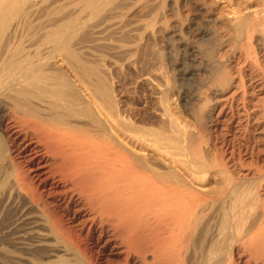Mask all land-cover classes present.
<instances>
[{
	"label": "bare ground",
	"instance_id": "bare-ground-1",
	"mask_svg": "<svg viewBox=\"0 0 264 264\" xmlns=\"http://www.w3.org/2000/svg\"><path fill=\"white\" fill-rule=\"evenodd\" d=\"M142 1L0 0V264H264V3Z\"/></svg>",
	"mask_w": 264,
	"mask_h": 264
},
{
	"label": "rangeland",
	"instance_id": "rangeland-1",
	"mask_svg": "<svg viewBox=\"0 0 264 264\" xmlns=\"http://www.w3.org/2000/svg\"><path fill=\"white\" fill-rule=\"evenodd\" d=\"M147 1L148 0H143L141 3H139V5L136 7L135 6V10H131V12H132V16H130L129 17V19H132L133 18V16H137V15H139L141 12H142V7H144V6H146V3H147ZM263 3H264V1L263 0H261ZM261 1H259V0H233V5H231V7L230 6H226L227 4H223V3H220L219 4V6H218V8H217V13L218 14H221V15H223V14H225V15H228L229 13V11L231 10V8H236V9H238V8H240V10L241 11H244V9H246L247 8V10L249 9V10H251V9H255V8H257V7H259V5H261ZM140 6V7H139ZM131 14V13H130ZM132 17V18H131ZM156 37H157V39H158V46H156V47H154L152 44H150L151 43V39H152V36H151V34L149 35V33L147 34V36L145 37V41H143V43H142V46L144 45V49L145 50H142V55L140 54L139 55V57L140 58H138V59H140V61L138 60V63H137V68H135V66L133 67V65H128V66H124V67H122V68H120L121 70V72L120 71H117V70H119V68H117V74L114 76L115 78H117V79H114L113 81H112V83H119V82H121V83H124L125 81H126V78H129V75H131V74H133V76L131 75L130 77H133V78H129L125 83V85H124V88L126 89V90H128L129 88V90L128 91H130L129 93L128 92H123V93H121V95L123 94V96H122V101H123V103H125V104H123V103H121L120 104V106H121V108L122 109H126L127 111H128V105H127V101H128V99L129 98H132L133 100H134V102L136 103V104H134L133 105V111L132 112H136V111H139V112H142V108H143V110H146L148 113H151V114H153V115H155V114H157L158 116H159V112H156V111H154V109L152 108L153 107V105L155 104V102H156V97H158V95L155 93L156 91H157V85H156V83H163V84H167L168 86H170V84H171V78H170V76L172 75V73H170V67H169V65L167 64V61L166 60H162V61H160V60H152V56L155 54L156 55V53H157V50H161V49H163V47H164V44H163V39H162V37H161V35L159 34V33H156ZM148 39V40H147ZM153 42V41H152ZM147 44V45H146ZM149 44H150V46H149ZM152 45V46H151ZM148 48H147V47ZM146 47V48H145ZM143 52H144V54H143ZM148 52H149V54L151 55V56H149V54H148ZM146 54V55H145ZM145 56V57H144ZM148 56V57H147ZM150 57V58H149ZM147 58V59H146ZM150 59V60H149ZM146 61H149L148 62V64L150 63H153V64H155L154 65V67L155 66H157L158 67V72L157 71H155V69H152V73H151V70H150V68H149V66L150 65H148L147 63H146ZM157 62V63H156ZM141 65H142V67H141ZM147 65H148V67H147ZM132 67V69H130L131 67ZM144 66H146V69H145V67ZM128 67V68H127ZM140 67V68H139ZM144 67V72H143V70H142V72H143V76H142V72H141V69ZM157 67H155V68H157ZM148 68H149V70H148ZM161 69V71H160V69ZM127 69H129V70H126ZM135 69V70H134ZM137 69H139V71H140V73H139V71L137 70ZM125 70V71H124ZM132 70V71H131ZM137 70V71H136ZM130 71V72H129ZM119 72V73H118ZM128 72V73H127ZM134 72V73H133ZM145 72H147L146 73V75H144L145 74ZM153 72H155L154 74H153ZM137 73H138V77L136 76L137 75ZM157 73L159 74V75H157ZM119 74H121V75H119ZM123 74V75H122ZM124 74H126V75H124ZM127 74H128V77H127ZM134 74H136V75H134ZM140 74H141V76H140ZM118 75V76H117ZM161 75V76H160ZM123 76V77H122ZM134 76H136V77H134ZM157 76V77H156ZM159 76V77H158ZM121 77H122V79L124 80V82H122L123 80L121 79ZM126 77V78H125ZM158 78V79H156V78ZM163 77V78H162ZM137 78V79H136ZM150 78V79H149ZM155 78V79H154ZM160 79H161V81H160ZM130 80H131V82H130ZM134 80V81H133ZM138 80V81H137ZM152 80H153V82H152ZM119 81V82H118ZM128 81H129V83L130 84H128ZM136 81V82H135ZM132 83V84H131ZM145 83V84H144ZM137 84H138V86H137ZM137 86L136 88L134 87V86ZM141 85V89H142V91L140 90V92H139V89H140V86ZM143 85V86H142ZM128 86V87H127ZM129 86H131V87H129ZM128 88V89H127ZM133 89H134V91H133ZM156 89V90H155ZM139 92V93H137V92ZM142 92V93H141ZM134 93V94H133ZM137 93V94H136ZM143 94V95H142ZM121 95H120V98H121ZM133 96V97H132ZM144 96V97H143ZM174 96V97H173ZM171 97V98H170ZM127 98V99H126ZM154 99V100H153ZM132 100V101H133ZM169 100H170V105H171V109L172 108H174V109H176V112L178 111V115H179V117H181V118H184V116L181 114V113H179L180 112V109H179V102H178V99L176 98V96L173 94V92H171L170 93V95H169ZM124 101H126V102H124ZM155 101V102H154ZM152 103V104H151ZM136 110V111H135ZM129 112H131V111H129ZM134 113H132V114H134ZM136 114V113H135ZM156 115V116H157ZM183 116V117H182ZM185 120H187V119H185ZM247 161V160H246Z\"/></svg>",
	"mask_w": 264,
	"mask_h": 264
}]
</instances>
